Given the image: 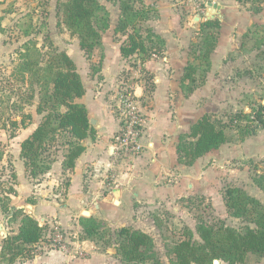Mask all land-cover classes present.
I'll list each match as a JSON object with an SVG mask.
<instances>
[{
  "label": "crops",
  "instance_id": "crops-1",
  "mask_svg": "<svg viewBox=\"0 0 264 264\" xmlns=\"http://www.w3.org/2000/svg\"><path fill=\"white\" fill-rule=\"evenodd\" d=\"M9 1L0 0V41L3 37H28L12 32L10 24L16 21L17 8L16 3H12L14 7L10 9ZM212 3L215 7L209 4L205 13H201L197 12V3L193 0H143L141 5L157 13L143 24L148 23V27L166 41L162 53H154L144 61L140 53L123 56L122 40L115 37L103 36V50L95 49L91 60L82 55L83 64L75 57L84 53L80 44L77 45L79 50L68 48L85 86L80 101L86 105L90 120L94 119L92 126L96 133L83 140L86 150L77 158L74 168L65 169L63 154L47 172L32 177L21 158V142L40 122L34 121L21 128L25 133L19 139L17 152L15 195L18 194L12 202L15 205V200L21 201V206L25 205L41 223L61 230L67 242L71 232L73 237L71 241L69 239L66 252L45 248V242L41 241L37 247L45 251L23 258L20 264H82L77 258L78 249L85 250L94 261L98 260L97 248L100 247L81 236L80 220L86 216L107 222L113 233L129 226L151 234L152 230L158 229L157 206L164 202L169 204L184 198L201 197L214 204L221 203L226 216H231L224 191L227 187H241L264 204V189L255 181L264 174V128L244 139H240L238 131L233 129L231 141L197 158L192 165L179 160L180 136L189 133L194 123L205 114L221 118L227 112L252 111L251 103L262 89L261 82L255 78L260 49L258 46L247 48L252 37H238L253 23L251 15L237 0H214ZM210 14L229 28L226 35L224 28L221 29L224 35L217 37L207 64L197 58L200 53L189 50L194 37H185L184 33L198 15L204 20ZM119 17L120 13L116 15L115 23ZM202 22L198 23L200 27ZM10 43L0 42V58ZM196 59L197 63L194 62ZM136 62L141 64L142 74H151L154 82L151 90H147L144 79L128 85L135 91L145 116L142 136L145 149L135 157H119L113 154V144L122 129V120L115 113L114 102L122 72L134 69L132 64ZM190 63L196 66L194 82L183 81ZM29 196L35 203L24 204ZM144 223L150 224V230L141 226ZM7 226L6 222L5 229ZM18 227L19 223L16 232ZM86 262L93 264L91 259ZM243 264H264V257L249 254Z\"/></svg>",
  "mask_w": 264,
  "mask_h": 264
},
{
  "label": "trees",
  "instance_id": "trees-1",
  "mask_svg": "<svg viewBox=\"0 0 264 264\" xmlns=\"http://www.w3.org/2000/svg\"><path fill=\"white\" fill-rule=\"evenodd\" d=\"M117 2L120 17L115 27L116 34L126 35L122 40L121 53L129 57L135 53L142 55L143 61L154 53L165 50V39L156 33L152 27H142L144 21L150 19L151 8L141 5L143 0H109ZM253 3L263 4L264 0H253ZM140 4V5H139ZM61 22L73 35L80 40V47L91 57L95 48L102 44L103 32L110 27L111 15L108 8L100 0H67L63 3ZM220 27L216 19L201 23L203 44L200 50L204 53L197 58L204 59L209 64L210 53L214 50L217 37H212V29ZM210 31V33H209ZM25 30V34H28ZM18 63L6 81L11 85L9 90L15 93L18 100H24L31 105L33 93H27L24 85L34 88L39 85V102L37 113L42 114V120L35 130L21 142V158L32 177L47 172L51 168L49 155L46 153L57 141L62 140L67 146L64 153L65 169L75 167L77 158L86 150L83 140L96 132L90 123L89 112L80 101L85 94V86L77 65L67 51H48L43 53L42 47L33 39H27L17 52ZM46 54V55H45ZM196 66L188 64L183 81H195ZM22 87L16 88L14 84ZM191 90V87H189ZM24 90V91H23ZM15 101L16 109L22 110L20 118L8 116L9 121L1 128L14 130L26 127L33 115L24 111L23 105ZM18 112V111H17ZM16 113V111H14ZM0 116V120H1ZM247 121L246 124L240 123ZM5 122V121H4ZM264 128V104L259 103L251 112H237L228 121L205 114L191 127V131L180 136L178 153L180 162L192 165L197 158L219 148L223 143L231 141L236 129L240 139L256 134ZM61 145H58V148ZM3 153L0 152V159ZM3 169L0 168V181ZM264 189V174L255 179ZM11 193L16 190L11 187ZM224 200L229 214L237 218L250 217L254 226L238 229L226 225H218L201 221L197 225L200 240H195L194 232L186 228L182 239L175 241L169 253L174 256V264H214L218 259L227 264H243L249 254L264 257V204L250 196L241 187H227ZM2 209L10 222H18V231L8 234L0 251V259L8 264H14L20 258L33 255V250L55 229L46 223L42 224L24 206L10 205V201L0 199ZM82 237L98 242L104 238L106 231L104 222L94 216L81 218ZM49 231V232H48ZM48 232V235H47ZM117 254L124 264L142 263L157 259L155 241L152 235L142 230L123 226L116 231ZM49 242L52 240H48Z\"/></svg>",
  "mask_w": 264,
  "mask_h": 264
},
{
  "label": "rangeland",
  "instance_id": "rangeland-1",
  "mask_svg": "<svg viewBox=\"0 0 264 264\" xmlns=\"http://www.w3.org/2000/svg\"><path fill=\"white\" fill-rule=\"evenodd\" d=\"M66 1L67 0H11L9 1L8 4V7H10L11 9L14 7L12 3H16L15 7L17 8V10L15 11L17 13L16 21H12L10 24L11 27L13 26L11 28L13 30L12 32L16 33L17 36L20 34H25L26 29L29 31L27 34L28 37H3L1 38L0 41V42L2 41L11 42L10 45H7L6 47L8 48V50L0 58V116H2L0 120V152L3 153V158L0 159V168L3 169L2 179L0 181V199L10 201V205H13L12 202L13 198H15V196H17L18 194L17 193L15 195V193H11L10 188L13 187L16 190L15 186L17 183V176L15 170L17 168L16 167L17 163L19 162V159L17 158L18 156L17 152L19 149V139L23 137V134L25 132H22L21 128L23 127L14 130L13 128L10 127L3 129L1 128V126L3 123H7L9 121L8 116L12 115L13 117L20 118L21 115L20 111L22 110L20 108L18 110L16 109L15 104H13L15 101L19 102L18 105L19 104L23 105L24 111L33 115L32 121L29 124L33 123L34 121L40 122L42 120V114H39L36 111L39 98L41 97V95L38 92L39 85L35 84L34 88H31L29 85L26 86L24 85V88L27 91V93L29 91V93L31 92L34 94L33 101L31 102V105H29L24 100H18L17 95L9 90V87H11V85L7 83L6 76L11 74L15 65L18 63L19 56L17 52L27 39L28 40L33 39L37 41L38 45L42 47L43 53L46 54L48 53V51L55 52L57 50L68 52V48L70 49L72 48V50H79L77 47V45L80 44V40L78 36L73 35L71 31H69L66 28V26L61 22L62 7H63V3ZM100 1L108 8V10L110 11V15L113 16V20L111 21L112 24L110 23V27L103 32V36L115 37V39L119 41L125 39L126 37L125 34L123 33L116 34L115 32V27L117 25V23H115L116 20L115 18L116 15L120 13V8L118 3L109 0H100ZM237 1L241 3L242 9L247 11L248 15H251V20H252L251 22H253L250 25L249 29L242 36H238V37H252L251 39L253 41H251V43L247 48L258 46V48L260 49V51L258 52L259 53L258 60L260 64L258 66L259 68L258 72L257 74H255V78L259 82H261L260 86L262 89L259 92H257V97L251 103V106L254 109L257 107V104L259 103L264 104V50H261L262 45H264L263 44L264 43V3L263 4L253 3V0H237ZM154 16H157V13L152 10L150 13V18H153ZM198 17H201V15H198ZM25 18H27V21L24 20ZM210 19L213 20L216 19L220 22L219 28L211 30V32L213 33L212 37H223L224 34L225 35L227 34V29L229 28V26L226 25L222 26L221 20H219L215 16H213ZM202 21H205V19L204 20L193 19L192 22L194 24L190 25L187 28L186 32L184 33L185 37H194L193 39L194 41L192 40L190 43L189 50L195 54L196 53L202 54L204 53L205 50V48L203 50H200L203 44V39H202L203 34L200 30L201 27L198 25V23ZM140 25H143L142 27H144V29L149 26L148 23H144V24L141 23ZM222 28H224L223 30L224 34L222 33L221 30ZM236 33L237 32H235V34ZM25 38L27 39L25 40ZM95 49H98V51L103 50L101 45ZM94 52L95 50L93 51L91 57L87 56L85 52L79 55L80 57H78L77 55H75V57L78 59L80 64H83L84 59L82 58V55L83 57H86L87 60H91L93 58ZM203 61L204 59L200 60V62L202 63ZM194 62L197 63L198 60L196 59L194 60ZM95 64L98 67V63L96 62ZM96 66L92 65L94 69H97ZM132 67L134 69L132 68L129 69L128 73L127 71H125L124 73L122 72L121 79L119 82V87L118 90L116 91V100L114 102V109H115V113L119 117H120V110H119L120 97L122 93L125 91V88L131 86L133 83L135 84L136 82H139L141 79L145 80V83L147 84V90H151L154 85L152 79L153 76L146 72L145 74H142L141 64L139 62L133 63ZM94 69L93 71L95 72ZM82 70L85 72L83 67ZM14 87L18 89L22 86L14 84ZM130 88L131 87H129V89ZM253 103H255V105H253ZM139 106H141L140 103ZM14 111H16V113H14ZM250 111H251L250 109L247 110V112ZM141 112L143 114L142 110ZM233 114L227 112L226 114L221 115V119H223L224 121H228L230 116ZM144 118L145 116L143 117V119ZM240 123L246 124L247 121H241ZM59 144L61 145V147L58 148ZM66 150H67V146L63 145L62 140L55 142L50 147L49 151L46 153L47 155H49L50 163L52 164L54 161H56L59 156L63 155L66 152ZM15 202L16 203L14 206L21 207L20 204L21 201L17 203V200H15ZM25 203L33 204L35 203V200L33 199L32 196H29L25 199L24 204ZM169 204L164 202V204L157 206L156 211H158L157 213L159 214V216L157 215L159 219V222H157L158 229L152 230L150 234L154 238L155 253L160 263H158L156 259H150L147 260L146 262L132 263V264H174L172 260L174 259V256H172L169 253L170 248L173 246L175 241L182 239L186 228H191L194 231L195 240H200L196 228L201 221H206V223L214 224V225H218L219 223L224 222L226 225L238 229H243L246 226H252V227L254 226V223L251 222L249 216L245 218H237V217L234 218L233 216H226L225 209L221 203L214 204L212 201L210 202L207 200L205 201V199L203 200V198L201 197H195L194 199L184 198L181 199L179 202H175V203L171 202ZM3 221H5V223L7 222L8 225L7 227H9V228L6 227L5 229V231H7V234H13L16 232L18 222H10L0 204V223H2ZM141 226H143L145 229L148 230H150L151 228L149 223H144ZM104 229L106 231L105 233L106 236L99 241L100 243L94 242L96 243V246L98 245L97 247H100L97 248V252H99L100 258L94 261L92 257H89V255L86 254L85 250L78 249L77 258L81 260L80 262L82 264L87 263L86 260L89 259H91L93 264H124L123 262H121L117 254V247L113 246L117 237L116 233H113V228L110 227L107 224V222H104ZM0 233L2 234L3 232ZM72 233L73 232H71L70 234L71 236L69 235L67 242L68 244H69V239L70 241L72 240L73 237ZM5 238H3V241L1 242L2 246ZM42 241L45 242V245H43L45 248L53 249L52 244L46 238ZM42 251L45 250L42 247L39 248L38 246L33 250V253L38 254L41 253ZM113 253L114 256L113 255L111 256V254ZM22 259L23 258H20L14 264H20L19 261H22ZM0 264H8V261L5 259H0ZM220 264H227V263L220 262Z\"/></svg>",
  "mask_w": 264,
  "mask_h": 264
},
{
  "label": "built area",
  "instance_id": "built-area-1",
  "mask_svg": "<svg viewBox=\"0 0 264 264\" xmlns=\"http://www.w3.org/2000/svg\"><path fill=\"white\" fill-rule=\"evenodd\" d=\"M197 3V11L205 13L204 9L214 0H193ZM122 129L116 136L113 144V154L119 157H135L141 154L145 146L142 142L144 115L141 112L138 98L132 88H125L119 102ZM48 240L53 249L64 252L68 250V243L65 235L56 229L53 235H49Z\"/></svg>",
  "mask_w": 264,
  "mask_h": 264
},
{
  "label": "water",
  "instance_id": "water-1",
  "mask_svg": "<svg viewBox=\"0 0 264 264\" xmlns=\"http://www.w3.org/2000/svg\"><path fill=\"white\" fill-rule=\"evenodd\" d=\"M210 5H212V7H215V3H210ZM213 16H214L213 14H210L208 17L205 18V20H209ZM195 20H200V17H196ZM90 123H91V125H93L95 123L94 119H91ZM5 226H6L5 222L0 223V231L3 232L2 234H0V250H1V246H2L1 242L3 241V238H5L7 236V234L4 232ZM215 264H220V261L219 260H215Z\"/></svg>",
  "mask_w": 264,
  "mask_h": 264
}]
</instances>
